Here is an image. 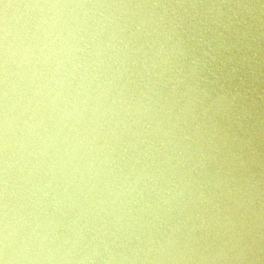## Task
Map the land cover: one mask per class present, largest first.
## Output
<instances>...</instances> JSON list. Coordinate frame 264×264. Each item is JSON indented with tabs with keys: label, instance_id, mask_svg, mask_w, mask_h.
Segmentation results:
<instances>
[{
	"label": "water",
	"instance_id": "obj_1",
	"mask_svg": "<svg viewBox=\"0 0 264 264\" xmlns=\"http://www.w3.org/2000/svg\"><path fill=\"white\" fill-rule=\"evenodd\" d=\"M0 264H264V0H0Z\"/></svg>",
	"mask_w": 264,
	"mask_h": 264
}]
</instances>
